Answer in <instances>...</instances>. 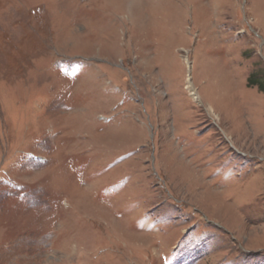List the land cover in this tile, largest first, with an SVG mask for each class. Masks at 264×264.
Wrapping results in <instances>:
<instances>
[{"label": "rangeland", "instance_id": "374dc122", "mask_svg": "<svg viewBox=\"0 0 264 264\" xmlns=\"http://www.w3.org/2000/svg\"><path fill=\"white\" fill-rule=\"evenodd\" d=\"M0 264H264V0H0Z\"/></svg>", "mask_w": 264, "mask_h": 264}, {"label": "trees", "instance_id": "16d2710c", "mask_svg": "<svg viewBox=\"0 0 264 264\" xmlns=\"http://www.w3.org/2000/svg\"><path fill=\"white\" fill-rule=\"evenodd\" d=\"M247 81H248V85L249 86L259 85L261 87V84L259 83V81L256 80V78L252 74L248 77Z\"/></svg>", "mask_w": 264, "mask_h": 264}]
</instances>
